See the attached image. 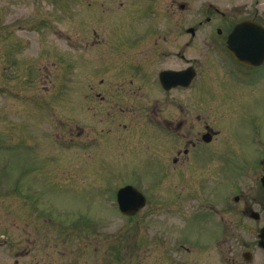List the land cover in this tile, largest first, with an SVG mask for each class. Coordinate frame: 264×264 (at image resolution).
Listing matches in <instances>:
<instances>
[{"label": "flooded vegetation", "instance_id": "flooded-vegetation-1", "mask_svg": "<svg viewBox=\"0 0 264 264\" xmlns=\"http://www.w3.org/2000/svg\"><path fill=\"white\" fill-rule=\"evenodd\" d=\"M99 1L84 29L85 48H97L96 79L85 77L82 91L99 134L85 143L147 154L161 202L126 216L116 199L125 184L111 210L135 227L156 210L160 232L122 243L41 236V194L0 179V264H264V140L237 122L264 101V0ZM245 21L262 30L233 36ZM170 216L179 231L206 223L216 233L204 244L167 238Z\"/></svg>", "mask_w": 264, "mask_h": 264}, {"label": "rangeland", "instance_id": "rangeland-1", "mask_svg": "<svg viewBox=\"0 0 264 264\" xmlns=\"http://www.w3.org/2000/svg\"><path fill=\"white\" fill-rule=\"evenodd\" d=\"M100 3L0 0V165L2 160L7 165L0 179L7 187L34 188L41 194V210L48 212L41 220V236L118 238L122 243L134 236L157 237L160 217L153 210L152 217L137 220V227L117 217L111 210L115 189L132 185L147 202L156 203L162 199V182L149 174L147 154L85 143L99 132L97 117L89 114L82 97L84 78L93 83L97 72V48H85L91 36L84 29L89 28L87 18L93 25L90 18H96ZM246 108L249 112L237 122L257 127L264 140V101L254 100ZM77 126L93 131L77 136ZM100 188L104 194H98ZM94 218L97 226L88 227ZM179 219L170 216L167 238L204 244L216 233L206 223L179 231ZM56 221L63 223L54 225Z\"/></svg>", "mask_w": 264, "mask_h": 264}, {"label": "water", "instance_id": "water-1", "mask_svg": "<svg viewBox=\"0 0 264 264\" xmlns=\"http://www.w3.org/2000/svg\"><path fill=\"white\" fill-rule=\"evenodd\" d=\"M249 28V32L252 31V28H258L259 32L262 30L260 26L257 24H252L247 21L242 22L238 24L232 35H238L241 36L242 31H244L246 28ZM235 51V50H232ZM239 59H242L238 57ZM117 201L119 203L120 210L125 215H134L137 213L140 209H142L145 205V198L144 196L138 192L134 187L132 186H125L122 189H120L117 193Z\"/></svg>", "mask_w": 264, "mask_h": 264}]
</instances>
